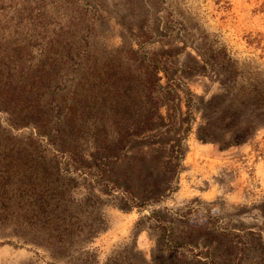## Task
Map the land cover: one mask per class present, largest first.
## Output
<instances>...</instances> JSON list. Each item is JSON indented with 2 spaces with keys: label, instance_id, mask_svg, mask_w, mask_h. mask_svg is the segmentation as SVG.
<instances>
[{
  "label": "rangeland",
  "instance_id": "rangeland-1",
  "mask_svg": "<svg viewBox=\"0 0 264 264\" xmlns=\"http://www.w3.org/2000/svg\"><path fill=\"white\" fill-rule=\"evenodd\" d=\"M0 4L2 36L32 44L11 91L43 123L0 128V264H264V120L244 105L264 94V0ZM146 55L177 91L159 117Z\"/></svg>",
  "mask_w": 264,
  "mask_h": 264
},
{
  "label": "trees",
  "instance_id": "trees-1",
  "mask_svg": "<svg viewBox=\"0 0 264 264\" xmlns=\"http://www.w3.org/2000/svg\"><path fill=\"white\" fill-rule=\"evenodd\" d=\"M0 9L4 11V7L2 4H0ZM0 21V30L2 27L7 29L6 22ZM15 25V23L13 24ZM14 32V30H9V34ZM1 32V31H0ZM27 36V34L23 35ZM26 38V37H24ZM14 39H17V42L12 45ZM10 40L8 37V34L5 36H2V32L0 34V128L2 130H12L14 128L20 127L21 125H26L31 128L32 133L39 134L41 131L42 122L39 121L38 118V111H39V103H35L34 99H31L27 104H25V101H19L16 97L18 95L13 94L11 91L12 82L14 80L13 75H15L21 72L24 76L26 73V70H23L22 68H25L28 70V65H25V67L22 64V61H26L30 59L29 57V51L28 47L30 46V39H24L15 37ZM259 40V38L257 39ZM256 40V41H257ZM46 42H44L45 44ZM44 44L41 47V54L46 56V51L44 50ZM32 45V44H31ZM3 47V48H1ZM163 55V53H161ZM146 58L142 60L143 69H142V75H144V79L141 81L142 83V93L146 97H150L152 99H155L156 102L153 104V109H151V112L148 111L144 115V118L146 116H157L159 117L160 114L158 112V109H160L162 102L164 100L173 98V96L177 95V91L175 90V84L171 85L170 83H161L160 78L161 76H166L167 68L164 65V62L162 61V57L160 58L156 56H150L146 55ZM161 74L159 75V73ZM20 74V75H21ZM13 79V80H12ZM29 79V78H28ZM255 91L254 95L251 98L245 99L244 105H246L248 108H250L253 113V116L259 120H264V94L257 93L259 90L253 88ZM22 97V92L20 93V100ZM48 113L44 116V121L48 120ZM3 123V124H2ZM245 128L248 130L249 127L245 125ZM41 134V133H40ZM248 134V133H247ZM245 134H236L235 143L240 142L243 140V137ZM200 137V136H199ZM1 139V137H0ZM200 139H203L201 136ZM175 155L183 153L181 146L178 145L175 150H173ZM23 153H20L19 150L16 151L15 157L18 158ZM103 164H101L99 174L100 176H103L105 174L107 159L103 158ZM15 170V169H14ZM19 171V170H18ZM16 169V174L20 173ZM3 172V171H1ZM21 175H24V173H21ZM2 178V177H1ZM21 185H17L16 189L19 190ZM20 195V194H19ZM24 196V195H20ZM55 206L52 208L45 207V203H37L36 205L30 207V213L32 215H38L40 218H42V214H46V220L45 223L49 224L50 222H53L54 219L57 217L55 212ZM41 213V215H39ZM50 221V222H49ZM51 224V223H50ZM46 225V224H45Z\"/></svg>",
  "mask_w": 264,
  "mask_h": 264
}]
</instances>
